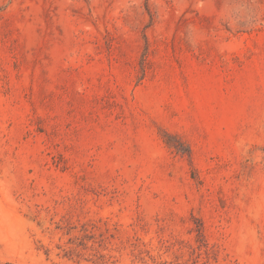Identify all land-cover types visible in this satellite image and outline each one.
<instances>
[{
  "label": "rangeland",
  "instance_id": "1",
  "mask_svg": "<svg viewBox=\"0 0 264 264\" xmlns=\"http://www.w3.org/2000/svg\"><path fill=\"white\" fill-rule=\"evenodd\" d=\"M0 264H264V0H0Z\"/></svg>",
  "mask_w": 264,
  "mask_h": 264
}]
</instances>
